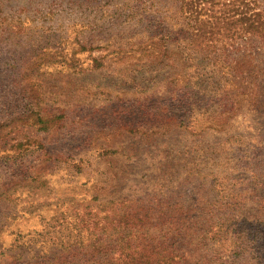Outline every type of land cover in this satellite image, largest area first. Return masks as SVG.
<instances>
[{
    "label": "rangeland",
    "instance_id": "1",
    "mask_svg": "<svg viewBox=\"0 0 264 264\" xmlns=\"http://www.w3.org/2000/svg\"><path fill=\"white\" fill-rule=\"evenodd\" d=\"M181 5L0 0V264H264V35Z\"/></svg>",
    "mask_w": 264,
    "mask_h": 264
},
{
    "label": "trees",
    "instance_id": "2",
    "mask_svg": "<svg viewBox=\"0 0 264 264\" xmlns=\"http://www.w3.org/2000/svg\"><path fill=\"white\" fill-rule=\"evenodd\" d=\"M259 0H182L181 12L187 18L186 26L191 34L189 44L201 47L204 50H214L219 41L227 44L238 38L245 40L264 35V8L257 7ZM183 33V31H181ZM127 216V215H126ZM128 217V216H127ZM107 228H103L104 238H110V220ZM118 236L120 243L125 241L126 247L132 251L126 252L124 244L117 250H104L100 264H163V261H154L146 245L131 246L126 236ZM104 240V239H103ZM102 243V242H101ZM111 251H119L116 257L110 256ZM162 257V258H167ZM171 263V261H169ZM167 262L166 264H170Z\"/></svg>",
    "mask_w": 264,
    "mask_h": 264
}]
</instances>
